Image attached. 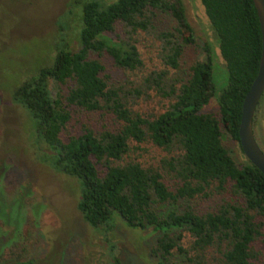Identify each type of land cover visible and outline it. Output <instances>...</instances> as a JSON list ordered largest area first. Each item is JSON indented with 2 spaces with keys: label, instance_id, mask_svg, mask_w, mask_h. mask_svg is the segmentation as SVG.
<instances>
[{
  "label": "trees",
  "instance_id": "1",
  "mask_svg": "<svg viewBox=\"0 0 264 264\" xmlns=\"http://www.w3.org/2000/svg\"><path fill=\"white\" fill-rule=\"evenodd\" d=\"M78 1L70 0L62 15L75 23L59 20L61 37L49 62L10 92L33 126L37 160L76 182V209L103 237L107 264H120L110 239L117 220L158 234L149 254L159 264H255L264 230V175L246 158L237 163L223 143L227 136L242 153L241 109L261 55L252 1L199 0L211 35L202 42L182 0ZM9 28L0 29V36ZM138 35L158 43L164 69L136 84L112 82L105 60L123 72L142 68ZM191 46L200 56L183 75L181 57ZM149 91L167 101L162 112L134 109ZM212 98L217 114L203 112ZM75 113L109 120L100 127L81 124L71 133ZM133 143L165 155L144 165L129 156ZM209 196L218 199L202 210L199 200ZM13 257L0 264H34L20 253Z\"/></svg>",
  "mask_w": 264,
  "mask_h": 264
},
{
  "label": "rangeland",
  "instance_id": "2",
  "mask_svg": "<svg viewBox=\"0 0 264 264\" xmlns=\"http://www.w3.org/2000/svg\"><path fill=\"white\" fill-rule=\"evenodd\" d=\"M69 1L0 0V18L5 19L0 20V29H6L10 23L8 35L0 36V263L14 258L17 253L24 259H32L34 264H107L109 261L103 237L83 222L76 209V182L37 160L33 126L25 111L10 100L11 90L53 56L55 44L61 37L59 20L75 23L70 15L62 16ZM72 1L76 4L78 0ZM198 1L182 0L186 18L196 39L202 42L211 40V35ZM70 33L67 32V38ZM137 40L142 68L132 73L123 72L105 60L104 73L112 82L136 84L149 72L164 69L158 59V43L146 35H138ZM199 56L196 46L186 48L180 61V73L185 75ZM224 76L223 82L217 81V95L225 84L226 71ZM147 94L149 97L135 100L134 109L144 115L162 112L167 101L154 91ZM203 112L217 114L215 98ZM108 120V117L75 113L67 130L78 131L84 123L100 127ZM253 131L264 153V98L254 113ZM223 143L237 163L244 161L235 142L224 136ZM132 146L134 149H130L129 156L144 165H154L165 155L149 144L133 143ZM217 199L209 196L199 200V207L207 210ZM157 236L151 229H131L117 220L110 239L116 245L120 264H159L149 254ZM187 243L188 238L184 240V244ZM255 249L260 256L255 264H264V230Z\"/></svg>",
  "mask_w": 264,
  "mask_h": 264
},
{
  "label": "water",
  "instance_id": "3",
  "mask_svg": "<svg viewBox=\"0 0 264 264\" xmlns=\"http://www.w3.org/2000/svg\"><path fill=\"white\" fill-rule=\"evenodd\" d=\"M251 1L260 28L261 55L256 77L243 100L238 138L240 149L246 160L264 175V153L260 149L253 131V116L264 92V0Z\"/></svg>",
  "mask_w": 264,
  "mask_h": 264
},
{
  "label": "flooded vegetation",
  "instance_id": "4",
  "mask_svg": "<svg viewBox=\"0 0 264 264\" xmlns=\"http://www.w3.org/2000/svg\"><path fill=\"white\" fill-rule=\"evenodd\" d=\"M263 97H264V93H263ZM254 136H255V135H254ZM255 139H256V138H255ZM256 141H257V140H256ZM257 143H258V142H257ZM258 144H259V143H258ZM259 146L261 147V145H260V144H259ZM261 148H262V147H261ZM261 148H260V149H261ZM262 149H263V148H262Z\"/></svg>",
  "mask_w": 264,
  "mask_h": 264
}]
</instances>
